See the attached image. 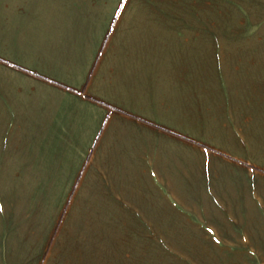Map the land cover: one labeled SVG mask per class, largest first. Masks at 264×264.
Instances as JSON below:
<instances>
[{
    "label": "crops",
    "instance_id": "1",
    "mask_svg": "<svg viewBox=\"0 0 264 264\" xmlns=\"http://www.w3.org/2000/svg\"><path fill=\"white\" fill-rule=\"evenodd\" d=\"M225 34L190 0H0V264H264V35Z\"/></svg>",
    "mask_w": 264,
    "mask_h": 264
},
{
    "label": "rangeland",
    "instance_id": "2",
    "mask_svg": "<svg viewBox=\"0 0 264 264\" xmlns=\"http://www.w3.org/2000/svg\"><path fill=\"white\" fill-rule=\"evenodd\" d=\"M198 10L206 12L208 20L222 21L228 36H250V39L264 35L263 0H190ZM238 26V28H234ZM234 29H231V28ZM228 28V29H227ZM233 31V34L231 33ZM237 31L238 33H234Z\"/></svg>",
    "mask_w": 264,
    "mask_h": 264
}]
</instances>
